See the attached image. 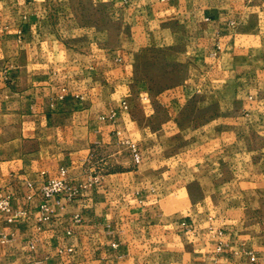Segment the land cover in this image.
<instances>
[{"label":"crops","instance_id":"obj_1","mask_svg":"<svg viewBox=\"0 0 264 264\" xmlns=\"http://www.w3.org/2000/svg\"><path fill=\"white\" fill-rule=\"evenodd\" d=\"M88 2L0 0V264H264V0Z\"/></svg>","mask_w":264,"mask_h":264},{"label":"built area","instance_id":"obj_2","mask_svg":"<svg viewBox=\"0 0 264 264\" xmlns=\"http://www.w3.org/2000/svg\"><path fill=\"white\" fill-rule=\"evenodd\" d=\"M127 144L132 158L135 163L140 162V154L138 153L137 146L134 142L125 141ZM79 193L78 188L73 185L67 177V172L64 167H60L57 171V176L48 178L38 188V194L41 198L40 218L47 219L51 208L48 205V201L52 199H58L60 197H66L71 199ZM0 211L10 212L11 211V196L0 194ZM25 214L23 210H16L13 212V216H20ZM13 216L9 218L11 221Z\"/></svg>","mask_w":264,"mask_h":264},{"label":"rangeland","instance_id":"obj_3","mask_svg":"<svg viewBox=\"0 0 264 264\" xmlns=\"http://www.w3.org/2000/svg\"><path fill=\"white\" fill-rule=\"evenodd\" d=\"M92 2L95 4L93 5ZM99 0H91V2H88V3H84L83 6L86 8V10L88 11V14L84 17L83 16V19L81 18V21L83 22H91V24H93L94 26H96V29L99 28V26L103 25V24H115L114 22V18L113 16L114 15V12L111 11L110 12V16L113 18V20L109 17V15L107 17H103V14H101L102 11H105L103 10V8L101 9L99 7ZM91 3V4H89ZM105 7V6H104ZM108 8V7H107ZM109 38H113V36H111L112 34H110V27H109ZM112 31H114L112 29ZM157 55V54H156ZM162 71V70H161ZM165 73L166 74H163V76L161 77V79H166L167 80V68L165 69Z\"/></svg>","mask_w":264,"mask_h":264}]
</instances>
